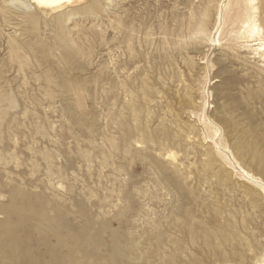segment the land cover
<instances>
[{"label":"rangeland","instance_id":"obj_1","mask_svg":"<svg viewBox=\"0 0 264 264\" xmlns=\"http://www.w3.org/2000/svg\"><path fill=\"white\" fill-rule=\"evenodd\" d=\"M227 1L208 44L207 0H0V264H264V60Z\"/></svg>","mask_w":264,"mask_h":264},{"label":"bare ground","instance_id":"obj_2","mask_svg":"<svg viewBox=\"0 0 264 264\" xmlns=\"http://www.w3.org/2000/svg\"><path fill=\"white\" fill-rule=\"evenodd\" d=\"M82 1L83 0H30V2L36 9L42 11L43 13H46L49 10L56 11L57 13H59L65 9L75 6V3H79ZM213 2L214 0H207L206 9L202 13L201 18L195 29V32L193 33V37L196 36V39L199 38L200 40L208 44L215 43V41H213L207 33V24L211 12L210 5H212ZM256 2L257 0H228L225 5L222 4L218 8V13L220 12L221 17L219 18L218 23L221 26L223 22L224 27H227V29L228 27H230L228 30L225 31V33H228L231 43H235L237 41H244L247 44V48L253 49L255 54L260 59L264 60V24L261 20L259 8L257 7ZM20 4L21 6L24 5L23 3ZM70 17L72 16L70 15ZM221 32L222 31H220V35ZM216 42L220 43V40ZM252 42H258V44L250 45L249 43ZM170 157L174 159L176 158L174 154H170ZM243 172L249 178L253 179V177L249 173L244 170ZM261 187L264 191V184H262Z\"/></svg>","mask_w":264,"mask_h":264}]
</instances>
